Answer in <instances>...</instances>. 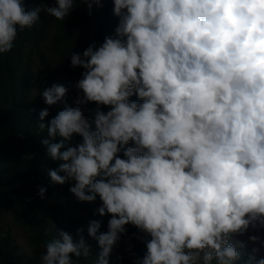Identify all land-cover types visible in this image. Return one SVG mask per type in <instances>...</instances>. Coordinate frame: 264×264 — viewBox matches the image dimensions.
I'll return each mask as SVG.
<instances>
[{"label":"clouds","instance_id":"9594fccd","mask_svg":"<svg viewBox=\"0 0 264 264\" xmlns=\"http://www.w3.org/2000/svg\"><path fill=\"white\" fill-rule=\"evenodd\" d=\"M79 2L89 15L103 6ZM76 3L26 9L24 0H0V54L41 11L64 21ZM112 3L114 36L69 56L83 70L75 106L65 85L46 87L44 103L64 107L47 123L49 108L40 110L37 123L59 162L47 171L51 183L74 182L78 201L98 196L99 215L110 217L107 232L88 222L100 249L94 264H110L128 225L146 246L133 264H264V0ZM46 191L39 188L41 200ZM250 229L247 240L234 238ZM52 231L39 264L91 255L84 228L76 238L55 224Z\"/></svg>","mask_w":264,"mask_h":264},{"label":"trees","instance_id":"16d2710c","mask_svg":"<svg viewBox=\"0 0 264 264\" xmlns=\"http://www.w3.org/2000/svg\"><path fill=\"white\" fill-rule=\"evenodd\" d=\"M102 2L103 6L94 5L89 15L77 0L76 8L64 21L41 11L40 19L31 28L18 33L13 49L0 54V264H39L46 242L53 238L54 224L74 238L77 229H85L83 235L92 252L87 258L73 257L76 264H94L100 251L86 229L89 221L99 220V232H107V224L98 213L102 202H98V196L94 202L78 201L69 191L74 182L51 183L47 171L56 169L59 162L47 156L40 143L46 130L40 132L37 123L40 110L49 108L50 115L44 121L47 123L64 107L63 103L54 106L44 103L40 92L46 87L65 85L69 89L67 103L75 106L78 90L74 85L83 70L70 66L71 52H82L94 42L99 46L106 36H114L118 18L113 15L112 0ZM53 3L54 0H24L26 9ZM130 99L137 97L133 95ZM94 108L92 103L84 106L90 119ZM60 139L57 137L56 142ZM79 142L82 138L74 136L73 144ZM129 146L134 145L130 142ZM40 187L47 189L43 200L37 195ZM8 215L26 232L30 254L16 242L11 228L3 224ZM126 227L127 234L114 247L110 264H133L132 253L142 257L146 252L145 244L136 238L143 234L132 225ZM252 247L248 245L249 252ZM117 256L122 259L117 260Z\"/></svg>","mask_w":264,"mask_h":264},{"label":"rangeland","instance_id":"374dc122","mask_svg":"<svg viewBox=\"0 0 264 264\" xmlns=\"http://www.w3.org/2000/svg\"><path fill=\"white\" fill-rule=\"evenodd\" d=\"M99 199V198H98ZM98 202H101L100 199L98 200ZM102 206V203L99 205ZM104 219V221L106 222V224H108V220L110 219V217L108 215H105L102 217ZM3 224L6 227L11 228L13 236L16 240V242L22 246V248L28 253H31V249L28 245V239H27V234L26 232L20 227V225L11 217V216H6L3 219ZM108 230V229H107ZM251 234H255L252 232V230H249L248 235ZM262 234H264V232H262ZM245 236L243 237H236L235 239H242L244 240ZM262 253L264 254V251H262Z\"/></svg>","mask_w":264,"mask_h":264}]
</instances>
